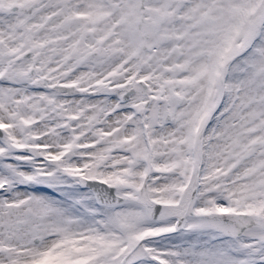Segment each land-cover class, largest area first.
<instances>
[{"label": "snow or ice", "instance_id": "snow-or-ice-1", "mask_svg": "<svg viewBox=\"0 0 264 264\" xmlns=\"http://www.w3.org/2000/svg\"><path fill=\"white\" fill-rule=\"evenodd\" d=\"M0 264H264V0H0Z\"/></svg>", "mask_w": 264, "mask_h": 264}]
</instances>
